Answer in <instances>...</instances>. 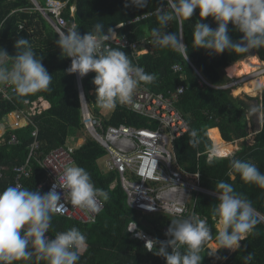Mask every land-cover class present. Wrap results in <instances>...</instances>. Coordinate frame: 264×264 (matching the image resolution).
Listing matches in <instances>:
<instances>
[{
    "label": "trees",
    "instance_id": "1",
    "mask_svg": "<svg viewBox=\"0 0 264 264\" xmlns=\"http://www.w3.org/2000/svg\"><path fill=\"white\" fill-rule=\"evenodd\" d=\"M38 1L41 5H45V0ZM60 1H69L65 15L69 19L70 8L75 5L76 0ZM125 3L126 0H78L75 21L80 34L84 35L87 31H91L96 23H102L107 32L108 27L114 29L117 25L153 13L149 19L119 31L120 35H127L132 40L140 41L151 38V30L158 27L156 9L168 8L166 0H149L144 8L125 7ZM25 9H32L31 13L22 11ZM34 11V5L30 0H0V22L5 21L0 33V48L5 49L10 56H15L16 40L20 37L28 39L37 58L42 59L44 67L52 75L50 91H40L26 97H18L13 102H5L0 98V121L10 113L23 108L26 100L35 101L44 98L51 104L48 111L34 118L35 126L31 125L15 132L8 131L0 141V167L8 168L5 179L0 180V191L12 183L13 168L26 163L29 148L33 143L32 133L35 127L39 130L41 144L39 159H44L54 149L66 146L69 139L77 142L84 131L77 77L76 74H68L66 71L71 66V58L62 57L61 49L55 44L58 33L42 14ZM198 21L209 24L213 29L217 27L211 17L200 18L199 9H196L189 20L182 22V28L178 21L173 20L166 31L183 35V42L187 45L186 52L190 61L212 84H227L230 79L225 70L232 64L248 58L250 52L256 53L264 61V48L251 50L248 54L225 51L219 55L209 54L205 49L193 48L192 33ZM21 26H24L23 30L20 29ZM228 28L230 38L238 42L243 34L238 32L231 22ZM113 48L124 51L134 65L143 67L147 73L156 74L157 78L153 83H142L150 91L167 94L180 85L187 88L180 97L177 107L187 117L191 130L200 131L201 143L197 148L189 145L191 130L175 141L174 148L180 166L189 172H200L202 187L214 194H216L217 182L225 181L232 184L234 190L250 200L255 210L264 216V189L244 182L238 173H233L234 179L228 176L229 162L232 158L254 163L264 173V118L263 126L255 136V144H244L241 151L237 152L234 157L214 159L209 164L205 154L208 152L207 146L213 144L208 134L211 129H219L223 138L218 130H212L210 134L216 145L235 143L249 136V123L255 126L252 121L254 115L249 112L251 105L254 104L241 97H235L231 90L200 87L197 74L179 52L157 47L148 55L135 60L129 49ZM6 62L11 64V59ZM175 65H181L183 72L174 74ZM95 75L93 73L87 77L83 81V87L87 99L94 105V114L103 120L105 126L124 124L136 128L149 127L148 119L126 110L118 103L110 116H104V110L99 109L95 104L96 86L92 83ZM92 92L95 94L92 95ZM249 100L253 101L250 97ZM258 101L264 109V88ZM13 134L19 141L17 145L10 144ZM105 155V149L90 137H87L86 142L74 154L76 165L89 172L94 186L108 192L109 199L107 201L102 199L105 208L97 222L84 225L53 215L51 227L46 236L54 239L58 232L66 231L71 227L78 228L86 236V246L78 264H166L163 257L147 251L143 242L131 239L127 229L134 219L135 212L127 204L126 195L118 183L117 173H105L101 170L98 161ZM45 179V172L38 161L34 160L33 174L31 178L24 181L25 188L39 190L43 194L45 190L39 189V185ZM115 183L116 186L112 188ZM216 204H218L217 194L216 196L196 195L195 209L206 220L213 237L206 242L205 248L212 242L217 244L214 239L217 234L216 221L212 218V208ZM240 243V248L232 254L225 249L219 250L214 256L208 254V249L205 252L202 251V264H244L243 257L249 253L253 254V259L249 264H264V222L259 223L254 233L248 235L246 240ZM153 250L155 251V248ZM19 262L32 264L27 261ZM40 264H46V262L41 261Z\"/></svg>",
    "mask_w": 264,
    "mask_h": 264
},
{
    "label": "clouds",
    "instance_id": "2",
    "mask_svg": "<svg viewBox=\"0 0 264 264\" xmlns=\"http://www.w3.org/2000/svg\"><path fill=\"white\" fill-rule=\"evenodd\" d=\"M148 3L149 0H126L125 7L144 8ZM166 3L170 12L156 9L158 27L151 30V43L155 47L185 54L187 45L183 43V35L166 29L171 21L182 23L199 9L200 18L211 17L217 27L213 29L209 24L198 21L192 33L193 48L205 49L216 55L225 51L248 54L251 50L264 48V0H166ZM230 22L243 34L238 42L230 38ZM57 35L55 44L61 49L62 57L71 58L67 73H78L81 78L90 72L96 74L92 83L96 86L95 104L101 110H110L117 103L131 104L138 85L153 83L157 78L156 74L134 65L124 51L106 43L114 40L116 32L111 27L106 32L102 23H96L84 35L75 25L59 31ZM14 47L17 50L15 56L0 48V85H11L18 97L50 91L52 75L44 67L42 59L37 58L29 40L20 37ZM185 58L188 59V53ZM8 59H11V64L6 62ZM256 88L260 90L264 85L258 83ZM82 98L84 100L83 93L80 100ZM249 112L258 117L259 122L264 118V109L259 104L251 105ZM188 143L192 148L200 145L199 130L190 131ZM207 151L210 153L209 164L229 155L216 144L208 145ZM229 167V177L234 179L233 173H238L244 182L264 189V173L254 163L232 158ZM57 188L65 190L63 201L68 197L73 206L89 213L100 212L98 198L109 199L107 191L94 186L89 172L75 164L66 166L57 183L46 193L20 185L6 187L0 191V264L18 261L78 264L86 246V236L78 228L58 232L54 239L46 236L53 215L66 206ZM215 190L218 204L212 208V218L216 221L214 239L217 247H204L213 239L211 229L206 220L193 215L171 219L165 233L169 239L166 240L148 239L137 233L145 238L147 251L163 257L166 264H202L201 252L206 249L213 256L221 249H239L240 241L254 233L256 226L264 222V216L255 210L250 200L237 193L232 184L219 181ZM136 228L135 224V228L128 232ZM252 259V253L244 256V264H249Z\"/></svg>",
    "mask_w": 264,
    "mask_h": 264
},
{
    "label": "built area",
    "instance_id": "3",
    "mask_svg": "<svg viewBox=\"0 0 264 264\" xmlns=\"http://www.w3.org/2000/svg\"><path fill=\"white\" fill-rule=\"evenodd\" d=\"M30 1L34 5V12L42 14L57 33L61 30H67L72 25L77 27L75 21L76 5L71 6L69 19L65 17L69 1L45 0L44 6L38 0ZM163 9L165 11L169 10V8ZM31 10L25 9L22 11L31 13ZM152 16L153 13L142 15L127 23L117 25L114 28L116 32L114 40L106 43L110 44L112 48L129 49L135 60L148 55L157 48L152 45L151 38L140 41L132 40L127 35H120L119 31ZM4 23L5 21L0 22V33ZM179 24L182 28V23L179 22ZM20 29L23 30L24 26H21ZM186 54L187 52L182 54L184 58ZM186 61L197 74L198 83L202 88L233 91L248 80L230 78L226 74L230 79L227 84L214 85L196 69L189 57ZM173 71L174 74L182 73L183 68L181 65H175ZM93 73L90 72L83 78L78 73L76 74L79 93L84 95V100L81 99L83 132L105 149L106 155L98 161V164L105 173H117L118 183H120L126 195L127 204L135 212L134 219L127 229L129 231V229L135 228V224L137 225L136 229L128 232L131 239L141 241L144 244L145 238L166 240L169 239L165 236V233L171 224V219L187 218L193 215L203 219L195 209L196 195L216 196V194L202 187L200 172H189L180 166L174 148L175 141L191 130L187 117L177 107L180 97L186 92L187 88L180 85L167 94L155 93L140 83L133 94L132 103L120 105L128 111L148 119L149 127L136 128L124 124L105 126L103 120L94 114V105L87 99L83 87V81ZM262 76H264V68L252 74L250 79H259ZM91 94L94 95V92ZM0 98L5 102H13L18 96L13 92L11 85H0ZM135 105H139V107ZM116 106L112 108L111 114ZM50 108L51 104L44 98L35 101L26 100L23 108L10 113L0 121V126L3 129L0 139L8 131L15 132L31 125L35 126L34 118L42 115ZM104 116H106L105 110ZM11 117L13 118L11 119ZM32 137L33 143L29 148V157L25 164L13 168L12 173L14 176L10 185H20L25 188L24 181L31 178L33 161L36 160L46 174V179L39 185V189L45 190L46 193L51 190L53 184L57 183L66 166L76 165L75 151L86 142L87 138L82 142H80V137L77 142L74 139L73 141L69 139L66 146L54 149L44 159H39L41 144L37 127L34 129ZM212 143L214 144L213 141ZM10 144H19L15 134L12 135ZM205 154L208 160L210 153L206 152ZM7 171V167H0V180L5 179ZM116 183L112 188L116 186ZM57 191L62 194V202H65L66 206L60 212L54 214L55 216L64 217L80 224L91 225L97 222L99 215L105 208L102 198H98L100 212L98 214L89 213L83 208L73 206L68 197L63 201L65 190L57 188ZM145 216L168 218L166 219L168 225L164 227L162 232L163 237L160 236V232L153 234L146 230L147 226L143 225ZM137 233H142L145 238L139 237ZM48 238L50 239L49 236ZM15 264L22 263L18 261Z\"/></svg>",
    "mask_w": 264,
    "mask_h": 264
},
{
    "label": "bare ground",
    "instance_id": "4",
    "mask_svg": "<svg viewBox=\"0 0 264 264\" xmlns=\"http://www.w3.org/2000/svg\"><path fill=\"white\" fill-rule=\"evenodd\" d=\"M264 68V62H262L257 56H250L247 59L237 62L236 64L228 67L226 69V73L230 78L234 79H243L247 80L246 83L242 84L238 88L234 89V94L236 96H239L243 93H246L250 96L257 97V94L263 90L261 88L260 90H257L256 85L258 83L264 85V76H262L259 79H250V76L254 73L259 72ZM212 139V138H211ZM213 141V140H212ZM214 142V141H213ZM215 144V143H214ZM218 146L225 152H227L231 156L234 154V152L238 149L237 146L234 144H218ZM211 247H217V245L212 244ZM231 252H234L235 250L227 249Z\"/></svg>",
    "mask_w": 264,
    "mask_h": 264
},
{
    "label": "rangeland",
    "instance_id": "5",
    "mask_svg": "<svg viewBox=\"0 0 264 264\" xmlns=\"http://www.w3.org/2000/svg\"><path fill=\"white\" fill-rule=\"evenodd\" d=\"M250 57V56H249ZM247 59V58H246ZM95 94V93H94ZM232 94L235 96V97H244V96H246V95H248V94H246V93H243V94H241V95H239V96H236L233 92H232ZM261 92H259L258 94H257V97H253V96H250V95H248V96H250V98L251 99H256V100H258L260 97H261ZM111 111H112V109H110V110H105V114H106V116H110L111 115ZM257 118L258 117H256L255 115H254V120L252 119V121H253V123H255V127H256V122H257ZM254 127V128H255ZM257 128V127H256ZM217 129V128H216ZM251 132V131H250ZM88 137V135L87 134H85L84 132H82L81 134H80V142H82L83 140H85L86 138ZM252 137L251 136H249L248 137V142H249V144H250V142L251 141H249V139H251ZM247 141V140H246ZM247 143V142H246ZM241 144H243L241 141H237L234 145L235 146H238L239 148L241 147ZM162 218L163 219H168V218H164V217H160V218H155V217H147V216H145L144 217V221H143V225H145V226H147L146 227V230H150V229H152V228H154V227H156V228H158V230H160V236H162L163 237V230H164V227L166 226V224H164L163 222H161V221H163L162 220ZM212 244H215V245H217L215 242H212V243H210L209 244V247H211V245ZM218 246V245H217ZM225 250H227V249H225ZM219 251V250H218ZM227 251H229V250H227ZM229 253H232L231 251H229Z\"/></svg>",
    "mask_w": 264,
    "mask_h": 264
},
{
    "label": "crops",
    "instance_id": "6",
    "mask_svg": "<svg viewBox=\"0 0 264 264\" xmlns=\"http://www.w3.org/2000/svg\"><path fill=\"white\" fill-rule=\"evenodd\" d=\"M225 72H226V70H225ZM227 74V73H226ZM233 93H234V90L232 91ZM261 93H262V91H261ZM253 100H255V99H253ZM262 126H263V119H261L260 120V122H259V119L257 118V122H256V127L255 126H253L251 123H249V136H251L252 138L251 139H249V141H251L250 142V144H249V142H248V137L246 138V139H243V140H239V141H241L243 144H241V147L239 148L238 146V149L234 152V154L233 155H231V156H228L229 158L230 157H234L235 155H236V153L237 152H239V151H241V149H242V147H243V145L244 144H247V145H253V144H255V136H256V134L258 133V130H260L261 128H262ZM255 127V128H254ZM212 130H218L219 131V129H216V128H214V129H211V130H209V132H208V134L210 135V138H212L211 137V134H210V132L212 131ZM251 131V132H250ZM2 134H3V129H2V127L0 126V137L2 136ZM219 134H220V136H221V133H220V131H219ZM221 138H222V136H221ZM223 139V138H222ZM2 139H0V141H1ZM247 140V141H246ZM247 142V143H246ZM227 143V142H226ZM229 144H232V143H229ZM235 144V143H234ZM227 157V158H228ZM153 217H155L156 219L157 218H160L161 216H153ZM165 218V217H164ZM162 220L163 221H161V222H163L164 224H166V225H168V223L166 222V219H163L162 218ZM149 232H151V233H153V234H156V233H159L160 232V230H158V228H156V227H154V228H152V229H150V230H148ZM240 246H241V243H240ZM237 250V249H236ZM235 250V251H236ZM234 251V252H235ZM234 252H232V253H234ZM232 253H230V254H232Z\"/></svg>",
    "mask_w": 264,
    "mask_h": 264
},
{
    "label": "water",
    "instance_id": "7",
    "mask_svg": "<svg viewBox=\"0 0 264 264\" xmlns=\"http://www.w3.org/2000/svg\"><path fill=\"white\" fill-rule=\"evenodd\" d=\"M78 4V0H76V2H75V5H77ZM248 56H257L258 57V55L256 54V53H254V52H250L249 53V55ZM259 58V57H258ZM260 59V58H259ZM243 60H245V59H243ZM242 60V61H243ZM261 60V59H260ZM262 61V60H261ZM241 62V61H240ZM262 62H264V61H262ZM234 64H236V63H234ZM234 64H232V65H234ZM231 65V66H232ZM249 97L250 96H248V95H246V96H244V97H241L243 100H245V101H247V102H251L252 104H254V105H258L259 104V101L258 100H253V101H250L249 100ZM263 119V118H262ZM261 130V129H260ZM260 130H258V132L260 131Z\"/></svg>",
    "mask_w": 264,
    "mask_h": 264
}]
</instances>
